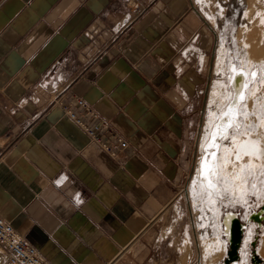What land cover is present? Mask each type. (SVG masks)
Masks as SVG:
<instances>
[{"label":"crops","instance_id":"crops-1","mask_svg":"<svg viewBox=\"0 0 264 264\" xmlns=\"http://www.w3.org/2000/svg\"><path fill=\"white\" fill-rule=\"evenodd\" d=\"M0 0V217L49 264H183L152 237L193 152L215 36L190 0ZM126 141L112 158L55 96Z\"/></svg>","mask_w":264,"mask_h":264},{"label":"bare ground","instance_id":"bare-ground-1","mask_svg":"<svg viewBox=\"0 0 264 264\" xmlns=\"http://www.w3.org/2000/svg\"><path fill=\"white\" fill-rule=\"evenodd\" d=\"M222 2L226 3L230 17L241 15L236 32L238 48L237 52L227 53L225 41L220 39L214 51L194 172L186 189L193 204L197 201V210L207 225L204 235L218 230L212 242L200 245L204 256L219 248L226 253L231 221L238 218L232 211L220 214V202L243 201L249 191L248 179H256L264 171V0ZM219 3L195 0L201 16H206L212 25L216 23L215 17L204 7L221 12ZM219 214L220 229L214 225ZM263 217L264 208L249 219L259 222ZM241 225L242 238L246 236L241 239L237 260L231 264H244L243 248L251 241L244 232L247 226Z\"/></svg>","mask_w":264,"mask_h":264},{"label":"rangeland","instance_id":"rangeland-1","mask_svg":"<svg viewBox=\"0 0 264 264\" xmlns=\"http://www.w3.org/2000/svg\"><path fill=\"white\" fill-rule=\"evenodd\" d=\"M190 1L192 6L196 8L195 10L200 15L205 26H207L214 34L215 41L213 44L211 58L203 68L205 72L203 83L200 85L199 92L196 94L193 105L189 111V132L191 133V136L194 140L193 152L189 167L182 182H180L177 186L175 196L173 197L172 202L166 208L165 215L163 214L161 216H158L155 220L156 222L152 227L151 236L180 237L182 239L183 264H225L224 259L226 258V253H224L223 250L221 251L220 248L213 251L210 250L211 252L209 251L208 253H206V256L203 255V248L200 247V245L202 244V242H212L211 239L213 238L214 240V238L218 236V230L216 229L215 232H213V234L210 236L204 235L205 230L207 229V225L204 223L199 210H197V201H195L196 203L193 204L192 199L186 189L194 172V164L198 152L200 131L203 121V111L207 99L209 83L211 80L209 73L211 60L220 39H224L225 46L227 47V53H233L234 51L237 52L238 41L236 32L238 29L237 27H239L241 15L235 18L230 17L226 3L222 2V0H217V3L220 2L219 5L223 8L221 12L217 8L210 10V8L208 9L206 6L204 7V10L206 9V12H208L209 14L210 12H212L213 16L215 17L214 22L216 23H213L212 25V23L208 22L206 16H201L202 11L201 9H198V6H196L195 0ZM256 179L253 177H250L248 179L249 191L247 195L244 196L245 199L243 201L238 200L237 202L231 203L227 199L225 203L220 202L219 205L220 214L226 213L227 211H232L237 214L239 221L247 226L246 230L244 228V232H247V235H249V240L251 241L243 248L242 258L245 260L244 264H264V217L259 222H256L253 219H249L252 214L257 213L264 208V171ZM220 214L217 220L214 222V225L216 224L215 226H217L219 229ZM199 235L200 237H202V239H200ZM245 236L246 234H244L243 238ZM239 248H241V245ZM228 249L229 246L227 247V250ZM261 250L263 251V254L260 253ZM240 259L241 256L239 255V260ZM232 262H230L229 264H231Z\"/></svg>","mask_w":264,"mask_h":264},{"label":"built area","instance_id":"built-area-1","mask_svg":"<svg viewBox=\"0 0 264 264\" xmlns=\"http://www.w3.org/2000/svg\"><path fill=\"white\" fill-rule=\"evenodd\" d=\"M135 9L137 2L131 1ZM61 93L55 96L57 104L65 116L80 128L89 141L97 145L112 158L127 148V141L101 118L82 98L76 97L66 102ZM0 264H49L45 257L30 245L8 222L0 217Z\"/></svg>","mask_w":264,"mask_h":264},{"label":"water","instance_id":"water-1","mask_svg":"<svg viewBox=\"0 0 264 264\" xmlns=\"http://www.w3.org/2000/svg\"><path fill=\"white\" fill-rule=\"evenodd\" d=\"M254 215V214H253ZM256 218H258L257 214ZM242 239V225L237 217L233 218L230 224V239L229 249L226 252V258L224 259L225 264L237 260L238 248Z\"/></svg>","mask_w":264,"mask_h":264}]
</instances>
